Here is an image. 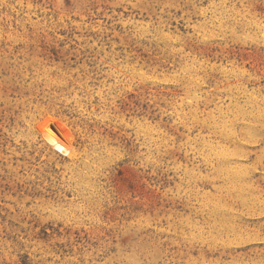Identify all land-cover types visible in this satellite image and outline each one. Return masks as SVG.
<instances>
[{"label":"rangeland","instance_id":"1","mask_svg":"<svg viewBox=\"0 0 264 264\" xmlns=\"http://www.w3.org/2000/svg\"><path fill=\"white\" fill-rule=\"evenodd\" d=\"M262 121L264 0H0V264H264Z\"/></svg>","mask_w":264,"mask_h":264},{"label":"bare ground","instance_id":"2","mask_svg":"<svg viewBox=\"0 0 264 264\" xmlns=\"http://www.w3.org/2000/svg\"><path fill=\"white\" fill-rule=\"evenodd\" d=\"M256 119V118H255ZM260 124H262V125H264V122L262 121ZM50 139V138H49ZM54 146L57 148V149H59V150H63L64 149V147L61 145V144H58V143H56V142H54ZM264 151V150H263ZM223 157V156H222ZM228 157V156H227ZM226 157V158H227ZM221 158V157H220ZM219 158V159H220ZM218 159V160H219ZM224 159V158H223ZM229 159V158H228ZM219 162V161H218ZM247 173H248V171L247 172H243V173H236V174H233V175H227L226 177H227V179H228V181H230V182H233V188L235 187V189H238V187H240V189H242V190H247L248 191V193L250 194V198H252L253 200L254 199H256L257 198V196L256 195H254V194H252V193H254V192H249L252 188H250V186H247V185H245V183L246 182H243L242 183V181L241 180H243V179H245V177H246V175H247ZM241 182V183H240ZM232 188V189H233ZM253 190V189H252ZM264 196V195H263ZM262 203V202H261ZM254 206V205H253Z\"/></svg>","mask_w":264,"mask_h":264}]
</instances>
